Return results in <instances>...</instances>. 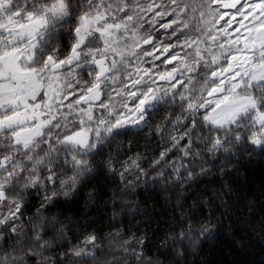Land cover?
<instances>
[{"label": "snow or ice", "instance_id": "1", "mask_svg": "<svg viewBox=\"0 0 264 264\" xmlns=\"http://www.w3.org/2000/svg\"><path fill=\"white\" fill-rule=\"evenodd\" d=\"M140 136L159 140L146 156L133 151ZM228 145L264 155V0H0V264L46 250L26 197L41 180H74L84 157L148 183ZM186 224L206 238L224 227L214 212ZM127 236L136 264L164 246L159 225ZM97 240L85 229L57 264H98Z\"/></svg>", "mask_w": 264, "mask_h": 264}, {"label": "clouds", "instance_id": "2", "mask_svg": "<svg viewBox=\"0 0 264 264\" xmlns=\"http://www.w3.org/2000/svg\"><path fill=\"white\" fill-rule=\"evenodd\" d=\"M123 147H128L127 140ZM107 151L105 145L106 154ZM150 151L145 148L139 153L146 156ZM223 152L219 157L216 152L201 155L194 165L196 171L184 178L179 174L162 178L167 168L164 165L156 172H149L148 183L143 177L139 182L132 178L129 183H121L111 171L101 172L102 157L97 156L95 160L84 157L88 166L76 172L72 181L64 177L55 183L41 180L31 196L26 197L30 204L27 215L29 226L34 225L44 236L46 250L39 255L32 253L36 255L32 261L19 254L22 264H57L56 250L69 244L74 236L83 235L85 229L95 231L97 243L105 253L98 264H136L131 250L126 251L127 244L133 242L127 233L139 231V238L151 237L156 225L164 233V246L159 247L157 241L143 264H201L195 257L199 256L202 243L215 239L223 226L218 230L213 227V235L206 238L203 232L209 229L201 231L188 224L181 227V220L214 212L216 221L224 225L226 214L245 195L236 184V180L244 178V166L249 162L264 166V155L258 151L241 149V155L236 153L235 146L228 145ZM153 178L157 179L156 184L152 183ZM261 199L264 200V190ZM260 211L264 220V209ZM63 264L71 261L63 260Z\"/></svg>", "mask_w": 264, "mask_h": 264}, {"label": "trees", "instance_id": "3", "mask_svg": "<svg viewBox=\"0 0 264 264\" xmlns=\"http://www.w3.org/2000/svg\"><path fill=\"white\" fill-rule=\"evenodd\" d=\"M138 144L139 147L133 149L134 152H143L145 148L155 150L159 140L154 136L147 139L140 136ZM244 167V178L236 180V184L245 195L226 214L224 227L219 230L215 239L202 243L200 254L195 257L201 264H261L264 256V232H260L257 226L261 220L260 210L264 209V200L261 199L264 166L259 162H249ZM78 238L82 239V235L74 236L69 244H75Z\"/></svg>", "mask_w": 264, "mask_h": 264}, {"label": "rangeland", "instance_id": "4", "mask_svg": "<svg viewBox=\"0 0 264 264\" xmlns=\"http://www.w3.org/2000/svg\"><path fill=\"white\" fill-rule=\"evenodd\" d=\"M227 18H229V19H230L231 17H227Z\"/></svg>", "mask_w": 264, "mask_h": 264}]
</instances>
